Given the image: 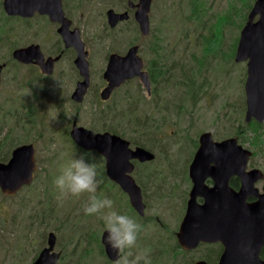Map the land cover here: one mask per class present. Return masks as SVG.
I'll return each mask as SVG.
<instances>
[{
  "label": "rangeland",
  "instance_id": "obj_1",
  "mask_svg": "<svg viewBox=\"0 0 264 264\" xmlns=\"http://www.w3.org/2000/svg\"><path fill=\"white\" fill-rule=\"evenodd\" d=\"M254 2L155 0L151 13V32L155 36L149 38L148 42L145 40L144 49L150 62H165L164 82L160 79V83H155L154 87L158 89L163 86L160 99L165 97L168 107L164 106L163 101L157 104L153 100L155 95L148 99L146 89L139 80L120 88L104 105L96 104L98 88L95 83L92 96L82 105L83 115L78 125L94 131L101 126L118 127V133L126 131L125 137L134 145L138 142L151 148L156 156L155 162L168 163L172 167L167 169L169 167L165 166L157 182L160 192L148 213L150 222L145 231L148 242L142 244V240L138 239L141 249L150 250L152 264H193L204 258L205 249L186 255L172 249L175 241L168 237L165 229L162 231L155 216L167 223L169 229H177L179 224L176 223L181 220L184 209L181 211L180 206L178 210L175 202L177 197L185 195V190L172 191L171 188L176 182V174L184 181L187 178L189 163L197 151L200 135L211 132L216 141L236 137L234 131L239 125L238 121L240 118L244 121L247 63L236 62L235 53L245 25V15ZM221 17L232 18V21L225 24ZM100 26L102 29L105 27L102 22ZM84 31L88 47L92 48L94 59L99 62L107 49L101 44L103 39L96 36V27L92 23L85 24ZM136 35L137 28L133 22L125 38L135 39ZM3 39L0 42V63L9 60V50L14 44L25 45L26 42L24 36L13 39L3 36ZM154 48L159 51L157 55L152 50ZM19 67L11 66L5 71L0 88V135L6 139L3 155H11L19 141L35 143L39 168L32 185L24 187L18 195L5 197L0 190V264H31L47 245L51 232L57 236L56 251L62 249L67 255L66 261L59 264H113L101 249L103 222L94 216L85 215L82 218L86 195L78 200L60 202L54 186L61 167L69 159L83 155L97 169V178L101 181L97 195L106 197L107 191L103 190L102 184L105 162L96 152L85 151L64 135L66 129L71 130L75 115L69 106L62 108L64 111L56 110L51 102L49 109L45 107L48 115L46 121L37 118L33 128L24 125L20 133L15 132V99L21 102L23 108L34 103L40 106V101L33 100L34 91L38 94L41 87L44 92L43 83L35 80L37 70ZM15 72L21 73L20 86H16ZM94 78L96 82L97 77ZM56 88L55 85H46V94L54 97ZM170 103L176 106L174 112ZM103 108L112 111L110 116L104 118L105 122L99 120V111ZM116 111L125 118L119 125L112 118ZM153 111L158 115H152ZM130 112L133 118L128 117ZM147 114L150 115L148 120ZM135 128L138 132H133ZM239 143L257 153L253 154L250 163L264 171V145L256 147L250 142ZM141 167L150 169L153 163ZM106 186L109 187V184ZM262 186L259 187L262 189ZM125 204V196L118 191L115 209L126 214ZM160 233L164 234L165 246L159 244L162 241ZM95 236L99 237V241L95 240Z\"/></svg>",
  "mask_w": 264,
  "mask_h": 264
},
{
  "label": "water",
  "instance_id": "obj_2",
  "mask_svg": "<svg viewBox=\"0 0 264 264\" xmlns=\"http://www.w3.org/2000/svg\"><path fill=\"white\" fill-rule=\"evenodd\" d=\"M154 0H140L135 18L143 36L151 33L150 11ZM13 1L8 3L11 6ZM132 6H134L131 3ZM9 13L16 12L7 8ZM124 15L110 13V25L115 26L124 20ZM69 44V43H68ZM79 52L77 65L85 81L79 85L74 96L76 101L83 102L89 87V69L82 41L71 43ZM33 48L18 49L14 58L23 63H30ZM235 61L247 62L246 113L245 123L253 120L264 123V0H256L247 23L241 31ZM143 61L138 57V47L132 48L124 57L112 55L105 79L109 85L101 94L103 100H109L113 91L127 80L139 77L143 85L150 90V79L143 72ZM1 84V70H0ZM71 138L86 151H97L106 160L108 177L130 193L133 205L141 204L140 190L134 180L128 176L135 166L133 161L148 162L155 159V154L143 147L132 148L125 138L93 131L74 124ZM37 148L35 144L22 145L12 151L8 163L0 164V189L4 196L13 197L25 186H30L38 171ZM253 152L239 144L237 137L223 141L214 140L211 132L200 136V147L190 167V175L194 181L186 215L178 232V241L186 251L196 250L202 243H221L224 251L217 264H264L261 253L264 249V187L261 192L256 187L264 181L261 169H249ZM214 181L213 186H205L206 178ZM241 180L239 190L231 186V179ZM133 184V185H132ZM197 197H203L205 203L198 205ZM250 197L258 198L249 202ZM107 231L102 235L105 252L111 261L117 259L106 243ZM47 247L32 264H58L61 254L55 251L57 236L48 235ZM194 264H208L197 261Z\"/></svg>",
  "mask_w": 264,
  "mask_h": 264
},
{
  "label": "flooded vegetation",
  "instance_id": "obj_3",
  "mask_svg": "<svg viewBox=\"0 0 264 264\" xmlns=\"http://www.w3.org/2000/svg\"><path fill=\"white\" fill-rule=\"evenodd\" d=\"M11 0H0V42H2L3 36L4 38L13 39L16 37L24 36L26 42L25 45H20L19 43L14 44L15 46L11 47L9 50L10 58L9 60L0 63V70H1V84L3 82V74L5 71L13 66L14 68L19 66L24 67H33L37 71V77L35 80L38 82L43 83L44 92L41 91V87H39V93L37 94L34 91L35 96L33 97L34 101H40V106L37 103L28 104L24 108L21 106V102L18 99H15V103L17 107L15 109V118L17 122V129L15 130L16 133H20L22 131V127L29 126L31 128L34 127L33 123L37 121V118L47 120L48 115H46L45 107L49 109V106L52 102V107L55 106V109L63 110L65 106L71 107L75 111V115L73 120L71 121V130L68 131L66 129L64 135L66 134L67 137L71 139V131L75 123L78 125V121L83 115V107L82 105L92 96V89L94 84H97V94L95 95L96 104L104 105L112 97H114L115 93L122 87L129 85L134 80H139L142 84V81L139 77L133 78L131 80H127L124 84L120 87L116 88L109 100H103L101 94L105 88L108 87L109 83L105 79V72L108 68L110 58L112 55H119L124 57L128 54V52L134 48L138 47V57L143 61V72H147L150 79V90L146 89L147 98L151 99L154 96L153 100L158 104L161 101L164 102V106L168 107V104H165L164 98L160 99L161 92H164L163 86H160L158 89H155V83H160V79L162 82L163 80V68L165 67V62L160 64L158 61L150 62L148 59V55L144 49L145 40L148 42L149 38H153L155 35H152V32L148 36H143L141 33L140 27L138 22L136 21L135 14L138 10L136 7L140 0H12L13 4L8 6V3ZM155 2V1H154ZM154 2L152 3V8L150 12V22L152 19V11ZM131 3L134 5L132 6ZM11 8L16 12L9 13L7 8ZM110 13H114L115 15H124L125 19L118 21L115 26L110 25ZM102 22L104 29L100 26ZM135 23L137 28V35L135 39L130 38L126 39L125 35L130 30L131 23ZM94 24L96 27V36L102 40V45L106 47L104 54L100 56V61L97 62V59H94V52L92 48L88 47V42L84 36V25L85 24ZM126 26L124 29L123 26ZM152 30V26H151ZM108 33V34H107ZM107 34V36H106ZM141 37H140V36ZM152 35V36H151ZM151 36V37H150ZM140 37V39H139ZM76 40L82 41L85 45V51L88 53L86 60L88 62V69H89V87L87 93L84 96L83 102H78L74 98L79 85L85 81V77H83L80 73V70L77 65V60L79 57V52L75 46L71 43L72 41ZM69 43V44H68ZM32 47L33 52L31 56L30 63H23L14 58V52L18 49H24ZM154 51V49H152ZM158 53L156 52L155 55ZM153 55V54H152ZM71 63V64H70ZM16 64H18L16 66ZM70 64V67L67 65ZM20 69V67H19ZM69 76V78H68ZM16 86H20L21 81V73L15 72L14 73ZM96 82H95V78ZM35 83V81L33 82ZM55 85L56 88V95L52 97V95L46 94V85ZM46 100V105L45 101ZM44 106V107H42ZM170 108L174 112L176 106L174 103H170ZM67 110V109H66ZM65 110V111H66ZM165 111V109H161ZM160 110V111H161ZM64 111V110H63ZM61 111V112H63ZM112 113L111 110L103 108L99 111V116H110ZM152 115L156 116L154 111ZM150 118V115L147 114L146 120ZM113 133L110 131V127L108 126H101L96 133ZM203 134V133H202ZM201 134V135H202ZM200 135V136H201ZM239 139V138H238ZM130 140V139H129ZM4 141L5 138L0 135V150L4 148ZM71 141L75 143L72 139ZM199 145L197 150L200 147V137H199ZM34 142V141H33ZM131 142L132 148H136L138 146H142L150 151L153 150L149 147H145L143 144L141 145H134ZM28 144H35V143H28V141H19L18 144L14 146V149L20 147L22 145ZM36 145V144H35ZM37 148V146H36ZM13 149V150H14ZM12 150V151H13ZM197 152V151H196ZM195 152V154H196ZM154 153V152H153ZM194 154V157H195ZM12 155V152H11ZM11 155H7V157L1 158L0 157V164L1 163H8ZM102 157V156H101ZM193 157V159H194ZM37 158V154H36ZM103 158V157H102ZM156 159V158H155ZM153 161L148 162H139L134 160V170L128 174L130 176L138 189L140 190L141 194V204L139 208H136L131 200V195L129 192L124 190L118 183L111 180L106 172V161L105 162V178L103 179V190L107 191L106 197L113 200L114 204L116 202V193L119 191L121 194L125 196L126 208L127 213L126 215L132 217L142 226V231L140 233L139 238L142 240V244H146L148 242V235L145 236V231L148 228L150 217L148 215L152 204L154 203V198L159 195L160 188L158 187V180L160 179V174L164 167L167 166L171 169L168 163H157ZM192 161L189 163V169L187 173V178L182 180L176 174V182L174 186L171 188L172 191H176L177 189L185 190V195L179 196L176 198V208L179 210L181 206V211L184 209L183 216L181 220L177 221V229H169L168 224L161 221L160 217L155 216V221L159 226H161L162 231L165 229L167 231V235L171 240L175 241V245L172 249H177V251L181 252L184 250L179 241H178V232L180 230L181 223L186 215L187 208L189 202L191 200V193L194 187V181L190 175V167L193 163ZM153 167L143 168L142 165L152 164ZM38 164V162H37ZM255 167L249 164V169H254ZM38 173V172H37ZM36 177V173H35ZM231 186L235 190H239L241 186V180L238 177H233L231 179ZM234 183V185H232ZM109 184V187L106 186ZM215 183L213 179L206 178L205 186H213ZM262 186V189L259 187ZM133 185V184H132ZM101 185H99L100 187ZM256 187L263 191L264 181H260L256 184ZM25 189V188H23ZM23 191V190H22ZM180 199V200H179ZM258 198L250 197L248 199L249 202H256ZM196 202L198 205H203L205 203V199L203 197H197ZM82 218H85V214H82ZM105 227L103 228V232L100 236V242L102 245V252L105 253V247L102 243V235L105 232ZM162 241L159 242L160 245L165 246L167 242L164 240V234L160 233ZM145 236V237H144ZM99 238V237H98ZM95 236V240L99 239ZM152 239V238H151ZM153 240V239H152ZM152 243V242H151ZM209 246H223L221 243L216 244H205L202 243L199 248L205 249V253L208 251ZM47 246V245H46ZM46 246L44 248H46ZM43 248V249H44ZM42 249V250H43ZM41 250V251H42ZM40 251V252H41ZM61 251H63L61 249ZM61 251H57L61 254L60 262L66 261V254ZM39 252V253H40ZM222 254V253H221ZM39 255V254H38ZM38 255L33 259L35 261ZM221 256V255H220ZM208 257V254L207 256ZM220 260L218 258L217 264ZM32 261V262H33ZM197 261H206L208 263V258H200ZM195 261L194 263H196ZM193 263V264H194Z\"/></svg>",
  "mask_w": 264,
  "mask_h": 264
},
{
  "label": "clouds",
  "instance_id": "obj_4",
  "mask_svg": "<svg viewBox=\"0 0 264 264\" xmlns=\"http://www.w3.org/2000/svg\"><path fill=\"white\" fill-rule=\"evenodd\" d=\"M94 164L85 156L69 159L54 180L57 200L87 197L84 214L100 219L107 231L106 243L117 253L113 264H152L150 250L141 249L138 239L142 226L132 217L115 209L113 200L97 195L101 181Z\"/></svg>",
  "mask_w": 264,
  "mask_h": 264
},
{
  "label": "trees",
  "instance_id": "obj_5",
  "mask_svg": "<svg viewBox=\"0 0 264 264\" xmlns=\"http://www.w3.org/2000/svg\"><path fill=\"white\" fill-rule=\"evenodd\" d=\"M251 5L249 7V11L252 9ZM248 11V12H249ZM247 17H248V13L245 15V23L247 22ZM221 19L223 20V22L225 24H229L232 21V18H228V17H221ZM154 52L158 53L159 51L154 48ZM122 114H119L117 111L116 113L112 116V118H114V123H116L117 125L121 124L122 122H124L125 118L121 117ZM108 117L101 115L99 116V120L102 122H105L104 118ZM129 118H133V113L130 112L128 114ZM239 125L236 127L234 134L236 137H239V140L242 141L243 143L246 142H250L252 145L254 146H263L264 145V130L263 127L264 125L257 123L256 121H253L249 124L245 123L242 118H240V121H238ZM113 131V133H117L122 135L123 137L126 136V131L122 130V133H118L119 128L118 127H112L110 126V131ZM145 131V130H143ZM133 132H138V130L135 128ZM250 136V137H249ZM6 145V139L4 141V146ZM135 145H141L138 142H135ZM1 148V147H0ZM257 155V153H254ZM0 157L4 158L7 157V155H3V149L0 150ZM234 185V183L232 184ZM223 251V247L219 246V245H215V246H209L208 245V251L205 253V255L203 256L204 258H208V263L209 264H214L217 262L218 258L220 257L221 253ZM181 253L183 255L188 254L189 252H185V251H181ZM208 254V257H206ZM262 259H264V249L262 251ZM190 264V263H188Z\"/></svg>",
  "mask_w": 264,
  "mask_h": 264
}]
</instances>
